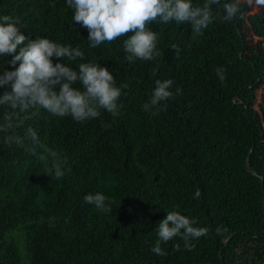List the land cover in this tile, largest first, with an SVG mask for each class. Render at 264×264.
Masks as SVG:
<instances>
[{"label": "trees", "instance_id": "obj_1", "mask_svg": "<svg viewBox=\"0 0 264 264\" xmlns=\"http://www.w3.org/2000/svg\"><path fill=\"white\" fill-rule=\"evenodd\" d=\"M3 15L19 17L28 39L78 45L85 53L84 61L53 57V64L78 71L81 62L97 63L112 73L117 86L129 87L122 89L127 95L118 101L123 105L119 116L101 110L99 118L81 123L40 109L16 130L23 136L32 126L41 145L67 159L59 180L45 175L41 147L34 156L31 140L10 146L3 142L10 133L0 131V264H264L260 42L250 45L235 21L214 22L200 36L188 24L154 22L149 27L159 35L162 55L128 63L123 40L132 33L90 48L88 30L73 22L66 0H0ZM218 46L226 54L218 66L226 70V79L221 83L214 71L201 89L214 107L198 105L187 85L158 115L142 110L158 79L174 82L190 74L202 88L203 64ZM11 59L0 56V74L18 67ZM5 90L11 91L0 88V95ZM4 111L0 107V124ZM197 189L198 200L193 198ZM97 192L110 199L111 213L84 202L86 194ZM169 211L195 218L194 226L209 232L192 241V251L175 237L161 243L167 255L157 256L151 252L156 229ZM217 227L228 231L217 234ZM177 243L180 250L174 251Z\"/></svg>", "mask_w": 264, "mask_h": 264}, {"label": "clouds", "instance_id": "obj_2", "mask_svg": "<svg viewBox=\"0 0 264 264\" xmlns=\"http://www.w3.org/2000/svg\"><path fill=\"white\" fill-rule=\"evenodd\" d=\"M264 6V0H66V5L73 10L72 20L88 30V45L97 48L102 43L126 36L123 40L125 60L133 63L136 60L151 61L162 53L158 49L159 35L149 27L154 22L169 24H188L194 36H200L214 22L227 23L234 21L238 15L242 18L244 5ZM19 17L0 16V56H11L9 63L14 71H3L0 74V88H9L0 95V107L5 109L0 131L10 133L4 137L7 145L23 147L25 140H31L34 145L32 155L36 156V147L42 152L38 158L44 162L45 175L59 180L65 175L64 166L67 159L55 149L41 145L38 132L32 126L26 128L23 136L16 133L23 128L26 120L39 114L43 109L53 117H71L76 122H86L97 119L101 110L113 116L121 114L123 107L119 104L121 96L127 95L122 89L129 85H116L114 76L105 67L97 63L81 62L78 71L67 64L55 63L52 58L68 61H84L85 53L77 45H65L48 38L36 37L28 39L21 33ZM172 49L178 55L180 49L173 44ZM221 83L226 79L223 67L215 69ZM173 80H156L155 87L142 110L152 116L166 110V101L181 95L177 87L175 95L170 89ZM79 84L80 87H76ZM59 91H56V88ZM30 109L35 111L29 112ZM28 113L27 115H21ZM201 192L197 189L194 199H199ZM84 202L94 205L103 213H111V201L102 193L86 194ZM195 218H188L178 211H169L162 219L157 231L158 239L151 252L157 256H166L161 243H167L175 237L184 241V249L192 251L196 245L193 240L206 236L207 227H196ZM227 228L217 227L216 232H227ZM174 251L180 250V244H175Z\"/></svg>", "mask_w": 264, "mask_h": 264}, {"label": "rangeland", "instance_id": "obj_3", "mask_svg": "<svg viewBox=\"0 0 264 264\" xmlns=\"http://www.w3.org/2000/svg\"><path fill=\"white\" fill-rule=\"evenodd\" d=\"M234 21L238 24L250 45L260 42L261 46L264 47V6L253 5V7H250L245 4V10L242 18L238 15ZM229 23L230 22L221 23L218 21L220 26H226ZM225 55L226 54L221 50V47L218 46L213 56L204 62L203 65L205 67L206 75L201 77L204 80L202 88H200L199 84L197 85V83L191 79L189 76L190 74H186L183 78L174 81L172 89L175 91L177 87L181 88L182 86L189 85L194 89L198 105H210L214 107L212 100H210L208 96H204L201 92V89H206L204 84L208 80V76L214 74L215 69L222 62ZM157 59L158 57H156L154 60ZM193 73L196 74V77H199V75H197V71H194ZM263 94L264 84H262L257 91L258 103L261 102Z\"/></svg>", "mask_w": 264, "mask_h": 264}, {"label": "water", "instance_id": "obj_4", "mask_svg": "<svg viewBox=\"0 0 264 264\" xmlns=\"http://www.w3.org/2000/svg\"><path fill=\"white\" fill-rule=\"evenodd\" d=\"M246 163H247V161H246ZM246 168H247V170L249 171V172H251L252 173V171L246 166ZM255 174V173H254Z\"/></svg>", "mask_w": 264, "mask_h": 264}]
</instances>
